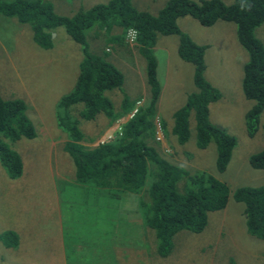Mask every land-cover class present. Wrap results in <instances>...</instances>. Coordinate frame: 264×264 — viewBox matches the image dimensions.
I'll use <instances>...</instances> for the list:
<instances>
[{
    "label": "rangeland",
    "instance_id": "1",
    "mask_svg": "<svg viewBox=\"0 0 264 264\" xmlns=\"http://www.w3.org/2000/svg\"><path fill=\"white\" fill-rule=\"evenodd\" d=\"M44 1L50 3L58 15L71 16L79 9L109 0ZM166 1L132 0L137 9L153 15L165 7ZM177 24L194 42L209 45L205 52V77L220 95L209 105L207 118L232 135L235 144L226 169L220 172L216 167L215 140L211 139L203 149L197 146L193 111L188 118V139L180 143L178 136L172 134L173 115L184 106L196 87L192 66L177 54L178 37L158 35L154 54L158 61L161 92L148 116H156L159 152L191 172L206 171L230 190L225 208L209 212L201 232H177L172 238L171 252L161 257L157 254L154 231L140 216L139 201L144 197V190L134 194V202H130L132 213L104 214L100 211L84 213L83 203H80L84 191L67 189L68 183L79 182L75 176L76 166L63 149L74 125L83 130L86 141L94 139L92 144L102 143L104 139L114 138L113 133L120 131L121 125L132 116L134 107L143 105L150 96L145 83L144 60H137L132 40L133 57L115 64L122 73L120 87L105 93L113 101L111 114L99 113L94 119L83 118L78 113L83 109L82 104L76 103L61 109L64 111L61 128L55 105L74 88L78 64L83 57L81 46L63 28H57L58 36L53 46L41 48L34 41L29 24L0 14V95L4 99H21L37 132L31 139H3L6 146L20 156L22 172L20 177L11 179L0 162V235L14 234L12 242L16 244L5 245L6 241L0 237V264L55 263L60 235L64 253L69 258L59 256V264H264V240L247 233L244 204L235 201L232 195L238 187L264 184V169H255L249 164V156L264 147V110L257 132L249 138L244 114L254 102L244 96L241 88L242 68L248 55L237 42L232 22L218 20L204 26L192 17H180ZM253 32L264 46V22ZM95 33L96 27L86 31L91 52L100 51L98 46L105 45L103 38L96 37ZM140 95L142 98L134 104V99ZM124 97L134 106L122 117L115 118ZM111 120L113 122L107 127L106 123ZM152 132L148 131L146 137L149 143L156 144ZM54 185H58V192L71 194L79 202L69 206L72 209L70 216L60 214V218L64 216V224L60 226L64 236L57 229L55 219ZM125 203L123 200V205ZM115 205L122 206L121 202Z\"/></svg>",
    "mask_w": 264,
    "mask_h": 264
},
{
    "label": "trees",
    "instance_id": "2",
    "mask_svg": "<svg viewBox=\"0 0 264 264\" xmlns=\"http://www.w3.org/2000/svg\"><path fill=\"white\" fill-rule=\"evenodd\" d=\"M164 6L153 15L137 9L132 0H109L65 16L58 15L44 0H0V14L29 24L39 47L50 49L53 46L58 36L55 33L57 28H63L81 46L83 57L78 64L74 88L55 105L60 127L64 112L61 109L76 103L82 104L83 109L78 113L83 118L94 119L99 113L111 114L113 101L105 93L120 87L122 73L115 64L133 57L132 40L137 60H144L145 83L150 96L143 105L134 107L132 116L121 125L120 131L113 133L114 138L104 139L102 143L92 144L94 139L86 141L83 130L74 125L72 133L66 134L63 149L76 166L75 176L79 182L68 183L67 188L83 190L80 195L82 207L91 206L104 214L132 213L130 202H134V194L144 190V197L139 201L140 216L143 223L154 231L157 254L161 257L171 252L172 238L177 232H201L207 223L208 213L225 208L230 190L224 182L206 171L191 172L159 152L156 116H148L161 92L157 77L158 61L154 54L157 36L178 37L177 54L192 66L196 87L184 106L173 115L171 132L178 136L180 143H184L189 137L188 118L193 111L197 146L203 149L211 139L215 140L218 171L226 169L235 139L207 118L209 105L220 95L205 77V52L209 45L194 42L180 29L177 19L192 17L204 26L218 20L234 23L237 42L248 55L242 68L241 88L244 96L254 102L244 114L249 138L257 132L260 114L264 110V46L253 32L258 24L264 22V0H233L229 4L221 0H167ZM92 27H96L95 36L105 41L104 46H98L100 51L91 52L89 49L86 31ZM141 98V95L137 96L134 104ZM127 102L125 97L120 100L119 114L115 118L122 117L133 108L134 105ZM113 120L106 123L107 127ZM262 127L264 132V122ZM150 130L156 144L149 143L146 137ZM36 136L24 102L21 99H4L0 95V162L9 178L21 176L22 160L3 139H31ZM249 164L255 169H264V147L249 156ZM100 195L105 202L96 205ZM232 195L235 201L244 204L247 233L264 240V184L238 187ZM63 197L68 199L66 194ZM70 198L69 205L79 203L73 195ZM123 200L126 201L124 205ZM120 202L122 206L115 205ZM0 237L6 241L5 245H16L12 242L14 234L6 233Z\"/></svg>",
    "mask_w": 264,
    "mask_h": 264
},
{
    "label": "crops",
    "instance_id": "3",
    "mask_svg": "<svg viewBox=\"0 0 264 264\" xmlns=\"http://www.w3.org/2000/svg\"><path fill=\"white\" fill-rule=\"evenodd\" d=\"M161 36H167V35H161ZM207 49H209V46L207 47ZM67 186H69V185H67ZM67 189L69 190L70 188H67ZM53 190H54V205L57 206V213H56V217H55L56 224H57V229L64 236V232H62L60 230V226H62L64 224V216H63V218H60V214L64 213L65 216H70L71 215L72 209H70V207H69L70 206L69 205V200L71 199L70 197H72V195L71 194H66L68 199H65L63 197V194L58 192V185H54V189ZM98 200H99V203L96 204V205H102L105 202L104 199L101 198V195L99 196ZM82 208H83V212L84 213H87V212L94 213V212H96V209L95 208L93 209L91 206L90 207H84L83 206ZM56 253H57V255H56L57 258H55V263L51 262L52 264H59V256L62 259H64V256H66L67 259L69 258V255H67V254L65 255V253H64V245H63V241H62L61 235H60L58 243H57V251H56Z\"/></svg>",
    "mask_w": 264,
    "mask_h": 264
}]
</instances>
